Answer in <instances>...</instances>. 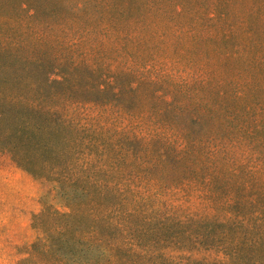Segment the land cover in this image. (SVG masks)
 <instances>
[{
    "label": "trees",
    "instance_id": "16d2710c",
    "mask_svg": "<svg viewBox=\"0 0 264 264\" xmlns=\"http://www.w3.org/2000/svg\"><path fill=\"white\" fill-rule=\"evenodd\" d=\"M10 4L34 25L27 54L0 40V149L66 209L46 204L19 264H139L201 243L264 264V0ZM86 42L105 66L65 54ZM176 190L219 215L162 210Z\"/></svg>",
    "mask_w": 264,
    "mask_h": 264
},
{
    "label": "rangeland",
    "instance_id": "374dc122",
    "mask_svg": "<svg viewBox=\"0 0 264 264\" xmlns=\"http://www.w3.org/2000/svg\"><path fill=\"white\" fill-rule=\"evenodd\" d=\"M57 11L58 17H63L67 22L73 18L69 10L65 8ZM0 12L10 18L8 25L0 26V40L9 38L12 40L15 53L27 54L28 50L19 45L22 41H31L29 34L34 24L26 19L25 14L19 11L15 4L0 7ZM49 14L43 9L38 24H43ZM67 47L65 54L72 60L74 58L78 60L93 58L94 61L105 66L104 62L112 57L111 54L106 53L107 50L101 48L94 50L93 45L87 42L75 47L70 45ZM50 51L51 48H43L45 55ZM52 187L53 185L49 181L37 178L19 167L9 152L0 149V264H19L23 258L29 255L28 252L31 250L32 244L37 241L42 231L36 216L44 210L46 204L58 207L62 211L66 210L55 196ZM163 199L162 210H166L167 207L169 209L179 207L181 214L191 217H195V213L198 214L196 217L219 215V212L209 207L202 195L196 191L176 190ZM139 241L143 245L148 244L147 237H142ZM206 245L204 243L187 244L179 251H172L167 256H161V251L141 253L135 259L139 264L240 263L239 259L234 261L228 259L223 253L226 252L225 249H222L220 244L214 243L209 247ZM260 254H262L261 258H264V248L260 249Z\"/></svg>",
    "mask_w": 264,
    "mask_h": 264
}]
</instances>
